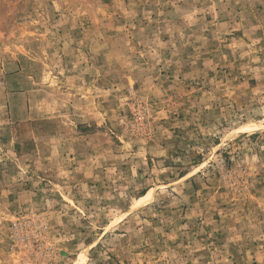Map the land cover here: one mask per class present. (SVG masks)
Returning a JSON list of instances; mask_svg holds the SVG:
<instances>
[{
  "label": "rangeland",
  "instance_id": "obj_1",
  "mask_svg": "<svg viewBox=\"0 0 264 264\" xmlns=\"http://www.w3.org/2000/svg\"><path fill=\"white\" fill-rule=\"evenodd\" d=\"M0 264H264V0H0Z\"/></svg>",
  "mask_w": 264,
  "mask_h": 264
},
{
  "label": "bare ground",
  "instance_id": "obj_2",
  "mask_svg": "<svg viewBox=\"0 0 264 264\" xmlns=\"http://www.w3.org/2000/svg\"><path fill=\"white\" fill-rule=\"evenodd\" d=\"M150 192V191H149ZM146 197V195H143V196H141V197H139V199L138 200H142V199H144Z\"/></svg>",
  "mask_w": 264,
  "mask_h": 264
}]
</instances>
